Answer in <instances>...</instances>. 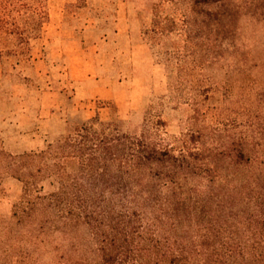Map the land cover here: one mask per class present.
Returning a JSON list of instances; mask_svg holds the SVG:
<instances>
[{
  "label": "rangeland",
  "instance_id": "rangeland-1",
  "mask_svg": "<svg viewBox=\"0 0 264 264\" xmlns=\"http://www.w3.org/2000/svg\"><path fill=\"white\" fill-rule=\"evenodd\" d=\"M46 5L30 58L13 67L16 57L0 56V150H41L96 114L132 131L160 118L167 139L199 127L264 134V0L191 12L170 0ZM21 195V183L0 174V264L99 263L85 225L43 229L36 219H14Z\"/></svg>",
  "mask_w": 264,
  "mask_h": 264
},
{
  "label": "trees",
  "instance_id": "trees-1",
  "mask_svg": "<svg viewBox=\"0 0 264 264\" xmlns=\"http://www.w3.org/2000/svg\"><path fill=\"white\" fill-rule=\"evenodd\" d=\"M170 1L191 12L224 0ZM46 3L0 0V56L16 57L13 67L30 58ZM164 126L145 118L132 131L96 114L41 150H0V174L22 188L12 217L85 225L98 264H264V134L199 127L167 139Z\"/></svg>",
  "mask_w": 264,
  "mask_h": 264
}]
</instances>
